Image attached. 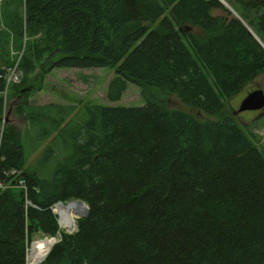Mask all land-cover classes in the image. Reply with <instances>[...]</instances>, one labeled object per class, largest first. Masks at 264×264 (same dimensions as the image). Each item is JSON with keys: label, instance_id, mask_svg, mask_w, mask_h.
<instances>
[{"label": "trees", "instance_id": "16d2710c", "mask_svg": "<svg viewBox=\"0 0 264 264\" xmlns=\"http://www.w3.org/2000/svg\"><path fill=\"white\" fill-rule=\"evenodd\" d=\"M225 1L242 21L219 0H22L20 25L40 37L9 94L40 144L53 137L54 165L31 168L7 123L0 264H27L34 235H57L50 207L72 200L87 214L40 264H264V154L224 108L264 73V0ZM45 67L113 69L110 104H32L23 90H41ZM129 84L144 106L115 104ZM173 95L218 120L172 108Z\"/></svg>", "mask_w": 264, "mask_h": 264}, {"label": "rangeland", "instance_id": "374dc122", "mask_svg": "<svg viewBox=\"0 0 264 264\" xmlns=\"http://www.w3.org/2000/svg\"><path fill=\"white\" fill-rule=\"evenodd\" d=\"M217 13L218 12H214V15ZM231 13L232 16L237 18L233 12ZM23 17L24 4L22 0H0L1 70H6L15 66L17 62L21 61V58L24 56L26 50H28L29 45H31L32 42L35 43L39 40L40 36H37V38L31 37L30 31L26 32V26L20 25ZM154 27L155 26H151V28ZM20 31H22V38L19 39L18 33H20ZM191 31L195 33L198 32L196 28H192ZM20 42L23 44L22 50L20 49ZM26 42L27 48H25ZM47 70L48 67H45L44 70L39 72V74L44 75L42 83L39 84L41 86L40 91H36L37 89H34L33 87L32 89L26 88L23 90V92L30 93L29 95L31 97H26V99L30 100L32 104L47 105L49 103H56L59 105H72L79 108L87 104L103 106L110 104L107 101L106 92L108 84L114 76L113 69H52L49 73L44 74L43 72ZM38 71L39 69L36 72ZM22 73L21 81L24 78V72L22 71ZM21 81L16 84L17 88ZM257 89H262L264 91V73L260 74L254 81L246 83L240 93L224 103V108L225 112L234 118L235 122L242 128L249 140L264 154V125L262 119L264 116V110L245 111L238 115L235 114L247 94ZM16 90L13 93V96L16 95ZM16 101V98L12 100L10 94L8 95V107L6 106L8 121L12 124L11 126H13L15 133L18 135H25L23 143L28 158V164L31 168H34V165L38 161L40 165L45 167V173L48 174L53 169L54 161L51 154L46 152V147L49 145L53 137H49L40 144L39 138L42 136L43 131L38 128L35 129L32 126L29 129L31 124L27 121L26 117L13 109V104ZM169 101L172 108L195 115L200 121L218 120V117L209 115L201 109L185 105L176 95L169 97ZM115 104L125 107H140L144 106L145 103L140 88L134 84H129L122 99ZM5 110L2 109L0 111V117L3 116ZM26 130H29L27 136ZM33 138H35V140L32 141ZM56 150L60 153L58 148ZM74 202L79 203L82 201L72 200L68 203L72 204ZM86 214L87 211L80 215V218L84 217ZM40 240H43V235L36 234L33 237L32 243H38ZM32 243L29 244L28 248L31 247ZM31 256L32 254L30 252L27 258V264H32Z\"/></svg>", "mask_w": 264, "mask_h": 264}, {"label": "built area", "instance_id": "2783aa9c", "mask_svg": "<svg viewBox=\"0 0 264 264\" xmlns=\"http://www.w3.org/2000/svg\"><path fill=\"white\" fill-rule=\"evenodd\" d=\"M21 77H22V71L20 70L19 62H17L15 66L8 68L6 70H2V72H0V80L5 82L6 85L5 89L0 91V97H2L3 99L4 110L7 106L10 87L13 84L19 83L21 81ZM7 121L8 118H7V108H6L3 116L0 117V142L3 139L4 131L8 123ZM15 186L23 190H26L27 188L26 184L23 181L17 182ZM10 187H11L10 183L0 184V189L2 190L8 189ZM26 205L37 208L29 200H26ZM69 206L70 204L68 202H58L50 207L51 212L54 214L57 220V224H58L57 235L55 237L43 236V240H40L41 242L48 243L51 240H56V243H58L62 238V234H73L77 231V220L80 218V215H82L83 213H79L74 208H69ZM36 243L35 242L32 243L31 247L27 248V258L30 252L31 254L34 253V245Z\"/></svg>", "mask_w": 264, "mask_h": 264}, {"label": "water", "instance_id": "95a60500", "mask_svg": "<svg viewBox=\"0 0 264 264\" xmlns=\"http://www.w3.org/2000/svg\"><path fill=\"white\" fill-rule=\"evenodd\" d=\"M228 10L233 12L239 20V16L233 9L228 5L225 0H219ZM242 21V20H241ZM192 28H190L191 30ZM264 110V91L262 89L254 90L247 94L244 100L241 102L240 107L235 114H240L245 111H261ZM10 113V112H9ZM9 123V121H7ZM82 203V202H81Z\"/></svg>", "mask_w": 264, "mask_h": 264}, {"label": "bare ground", "instance_id": "6f19581e", "mask_svg": "<svg viewBox=\"0 0 264 264\" xmlns=\"http://www.w3.org/2000/svg\"><path fill=\"white\" fill-rule=\"evenodd\" d=\"M69 208H74L79 213L87 211V207L84 203H72ZM56 240H51L48 243L39 241L34 245V253L31 256L32 264H40L49 254L51 248L55 245Z\"/></svg>", "mask_w": 264, "mask_h": 264}]
</instances>
